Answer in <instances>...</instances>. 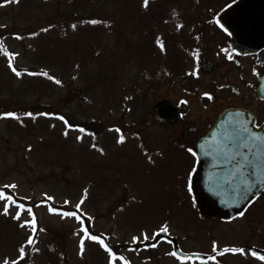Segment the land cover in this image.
Instances as JSON below:
<instances>
[{
	"label": "rangeland",
	"instance_id": "obj_1",
	"mask_svg": "<svg viewBox=\"0 0 264 264\" xmlns=\"http://www.w3.org/2000/svg\"><path fill=\"white\" fill-rule=\"evenodd\" d=\"M207 1L180 0L181 12L188 15L180 28L175 21L158 26L162 15L157 8L132 15L127 11L131 0H18L0 5V42L19 53L15 66L37 73L47 70L62 81L56 84L28 73L17 77L0 53V112L20 114V120L0 118V187L14 181L17 188L5 190L30 205L37 221L36 243L25 245V264H61L62 257L68 264H107V252L87 238L79 254L80 221L48 211L49 206L74 210L84 189L87 196L81 207L93 217L84 221L89 231L102 235L130 264H264L248 251L251 246L264 249V193L232 220L208 209L194 187L191 196L185 187L193 159L188 168L182 153L171 150L168 138L176 135V128L150 116L159 99L184 96L174 81L194 67V53L216 43L213 17L222 21L232 1ZM210 9H216L214 15L207 14ZM81 14L108 17L110 23L91 24L88 17L78 19ZM74 16L77 23H67ZM149 24L161 29L164 50L144 41L139 54L128 60V49L147 37ZM176 31L177 38L169 37ZM33 32L35 36L29 35ZM28 111L58 113L72 124L86 123L95 138L73 129L65 137V125L57 116L22 115ZM121 133L126 140L118 144ZM77 135L83 140H76ZM91 144L104 148V153ZM45 193L53 197L50 204ZM65 199L70 204H64ZM2 208L0 201V261L15 259L30 231L12 218L15 205H9L8 214ZM21 219H31L26 209ZM165 221L168 234L153 235ZM145 230L150 238L141 236L133 243L131 237ZM175 246L215 255L216 260L180 261L171 254ZM225 246L243 247L245 252H222ZM116 264L123 261L117 259Z\"/></svg>",
	"mask_w": 264,
	"mask_h": 264
},
{
	"label": "flooded vegetation",
	"instance_id": "obj_2",
	"mask_svg": "<svg viewBox=\"0 0 264 264\" xmlns=\"http://www.w3.org/2000/svg\"><path fill=\"white\" fill-rule=\"evenodd\" d=\"M223 13L221 23L232 35L215 26L216 43L194 53V67L174 81L184 96L170 99L181 114L171 123L176 128L173 145L188 160L186 149L196 144L225 109L244 108L253 113L256 124L264 121V0H235ZM229 45L237 49L231 60L221 51ZM221 164H228L227 159L222 158ZM200 165L195 159V186Z\"/></svg>",
	"mask_w": 264,
	"mask_h": 264
},
{
	"label": "snow or ice",
	"instance_id": "obj_3",
	"mask_svg": "<svg viewBox=\"0 0 264 264\" xmlns=\"http://www.w3.org/2000/svg\"><path fill=\"white\" fill-rule=\"evenodd\" d=\"M12 2H18V0H0V5H6ZM148 2L149 0H143L144 7L148 6ZM225 7H228V5H225ZM172 15L176 16L177 13L173 11ZM213 21L216 25L219 26L220 29L223 30L224 33H227L229 36L232 35V33L229 31V28L226 27L224 23H221L220 19H217L214 16ZM88 22L91 24H97V23L109 24L110 23V21H107V20L99 21L96 19H92ZM176 26L177 28H180L182 25L180 23H177ZM49 27H51V25H49ZM71 27L75 29L76 24H72ZM44 31H47V29H44ZM13 35L16 36L17 38H20L19 33H13ZM29 35L35 36L36 33L35 32L29 33ZM156 43L157 45H159V47L163 51L164 43L159 36L156 38ZM229 48L231 49V51H229ZM229 48H222L221 51H223L226 54L227 58L231 60L233 59L232 54L237 53V49L235 47H232L231 45H229ZM0 53H3L7 57L8 66L10 67L11 71L17 77H20L24 73H28L29 75H40V76L47 77L49 80L55 82L56 84L62 83V81L59 78H57L55 75H51L47 70L37 73V72H30L27 68L18 69L14 64V59L15 57L19 55V53L14 52V51H9L8 48L4 46L3 42H0ZM77 67L79 66L77 65ZM253 71L255 72L256 70L253 69ZM192 74L195 75L197 73L193 71ZM203 95L211 98L210 93L205 92L203 93ZM186 102L187 101H185V103ZM22 115L26 117H32L33 119H35L38 116H45V117L57 116L58 119L63 121L65 125L63 129V135L65 137L69 135V129L78 130L79 133L87 132L93 138H95V135H96L94 132L89 131L82 125L70 123L66 119L65 116L58 114V113H52V112L33 113L31 111H28V112H24ZM236 115L238 117L239 113H237ZM0 118H14L16 120H20V114H18L15 111H3V112H0ZM20 122L23 123L22 120ZM51 126L54 127V125H51ZM229 126L231 127V131H228L227 129H225L224 131L225 139L224 141L220 142L221 144H224L225 146L219 147V152L227 159L228 163L233 165L229 179H234L237 176L240 177V184L243 186V192L241 193V195H244V193L252 191V188L255 187V184L253 181L255 179H258V177L256 176H253L251 179H249L244 176V173H246L249 170V168H255L258 170L264 169V135H261L257 132L252 131L251 128L242 124L238 119L231 120L229 122ZM116 131L120 132V129L117 128ZM133 135H138V134L134 133ZM76 140L78 141L83 140V136L77 135ZM125 140H126V137L121 133L117 137L116 143L122 144L125 142ZM213 142H216L215 133H213ZM207 145H208V141L204 140L200 142L198 147L200 149H205ZM90 147L97 149L101 154H103L105 151L104 148L100 147L97 144H91ZM196 147L197 146L194 145L186 149V151L193 158L194 162H195V159L198 158L197 152L195 150ZM31 148H32V145L29 144L28 149L30 150ZM254 148L257 149L256 155L262 157L260 161L250 159V155L252 154V151ZM146 152H147V149H145V153ZM148 159L150 162L152 161V158L150 156L148 157ZM194 171H195L194 167L188 170L187 183L185 185V187L187 188V192L189 193L190 196H191L192 189H193L192 172ZM262 175H264V172H262ZM15 188H17V184L14 181L3 187H0V201H3L2 211L5 214H8L9 205L10 204L15 205L16 211H15V215L12 218L14 220L19 221L18 226L20 228H24L25 226H27V228L30 231H29V234L25 237L24 241L18 246V249H17L18 255L16 256V258L9 259L8 257H4L3 260L0 261V264H18V261L22 260L25 257V254H26L25 245H32L36 243L34 239V235L37 231V227H36L37 221H36L35 213L32 212L31 206H26L25 204L19 203L12 194H9V192L5 190V189H15ZM44 195L47 197L48 201L53 199V197L47 195V193H45ZM258 195H259L258 192L254 193L252 198L254 199ZM86 196H87V189H84V195H82L80 199L76 202V204L74 205V210H62L56 207L49 206L48 211L50 213H60L62 215V218L74 217L77 221H80V228L82 230V235L77 234L79 235L78 248H79L80 255H83L84 247H85V239L87 238L88 240L98 243L107 252L108 254L107 264H116L117 259H119V261H123V264H130V262L125 256L123 255H120L119 257L117 256V252L114 251L113 248L110 247L109 244L105 242V239L103 238L102 235L92 234L89 231V228L85 224L84 221H85V218H87L88 220H91L93 219V217H91L89 213L83 211L81 207ZM28 199H30V197H28ZM191 199L193 200V203H195V197H191ZM245 199H248V198L245 196ZM248 202L251 203V200H249ZM63 203L70 204V201L65 199ZM122 207L123 205H121V208ZM25 209L27 210L28 214L31 216V219H21V212ZM237 215L243 216L244 213L238 212ZM168 231H169V225H168V222L165 221L160 227H158L157 229L153 231V235H158L161 232L167 233ZM141 236L143 237L144 240H147L150 238L149 233L145 230L139 236L137 235L132 236L131 237L132 242L135 243L136 241L140 240ZM212 250L214 253L218 251L216 241L212 242ZM33 251H38V249L34 248ZM222 252H232V253L243 254L245 252V249L243 247H237V246H231V247L225 246L222 249ZM249 252L251 256L257 258L260 261H264V255H261L258 251L249 249ZM171 254L173 256H176L177 259L180 261H185L187 259L192 258V257H187L183 254L176 253L175 251H173ZM208 259L216 260V256L215 255L209 256Z\"/></svg>",
	"mask_w": 264,
	"mask_h": 264
},
{
	"label": "water",
	"instance_id": "obj_4",
	"mask_svg": "<svg viewBox=\"0 0 264 264\" xmlns=\"http://www.w3.org/2000/svg\"><path fill=\"white\" fill-rule=\"evenodd\" d=\"M172 106L166 100H162L156 103L153 107V115L155 118L166 121L170 120L169 117H174V112ZM237 113L239 116L237 117ZM238 119L242 124L252 129V131L264 135V122L256 126L253 116L242 109H228L225 110L217 119L211 130L207 132L197 143V154L203 161V165L199 170V181L197 187L202 195L208 200V205L220 212H222L227 218H233L237 215V212L247 203V201L262 189L264 185V169L249 168V170L244 173V176L251 179L253 176L258 177L253 182L255 187L252 188L251 192L244 193L243 186L240 184V177L237 176L234 179H229L231 174V169L233 165L228 163L226 165H221V159L224 156L219 152V147L225 146L220 142L224 141V131L227 129L231 131L229 122L231 120ZM213 133L216 134V142H213ZM207 140L208 145L205 149H200L198 145L201 141ZM247 151V150H245ZM257 149H253L250 159L260 161L262 157L256 155ZM245 196L248 199H245ZM161 234H166L161 232ZM250 249L258 251L261 255H264V250L251 247ZM176 253L183 254L187 257L198 258L205 260L207 255L200 253H185L179 248L174 250Z\"/></svg>",
	"mask_w": 264,
	"mask_h": 264
},
{
	"label": "trees",
	"instance_id": "obj_5",
	"mask_svg": "<svg viewBox=\"0 0 264 264\" xmlns=\"http://www.w3.org/2000/svg\"><path fill=\"white\" fill-rule=\"evenodd\" d=\"M152 1V6H150L151 5V3L150 2H148V6L147 7H144V5H143V0L141 1V0H131V3L127 6V11L129 12V13H131L132 15L133 14H136V15H140L142 12L143 13H145V12H147L149 9H152V8H157V9H159L160 10V12H158V14H161L162 15V20H160L157 24H158V26H160V27H163L164 25L166 26V25H168V23H173L174 21L176 22V23H182V24H184V23H187L186 21H185V19L187 18V14L186 13H182L181 12V7H180V0H172L173 1V4H172V2H171V4L170 5H168L166 2H162V3H160V0H151ZM210 2L211 1H216V0H209ZM209 1H207V2H209ZM229 1H231V0H229ZM220 3V2H219ZM211 4V3H210ZM171 6H173L172 8H171ZM171 8V9H170ZM218 9H221V8H219V7H217ZM173 11H175L176 13H177V15L176 16H173L172 15V13H173ZM214 11V12H213ZM207 12V14H210V15H214L215 14V12H216V9H214V10H212V9H210V10H207L206 11ZM73 14H75V13H71L70 14V16L72 17L73 16ZM163 14H164V16H163ZM135 15V16H136ZM82 17H88L87 19H88V21H90V20H92V19H96V20H99V21H105V20H107L108 19V17H104V16H99V15H96V16H90L89 17V15L88 14H86V15H82L81 14V17H79L78 19H80L81 20V18ZM148 17V16H147ZM76 18V16H74V18H72V20H70V21H67V23H77V22H75V20H73V19H75ZM56 20V23H60L59 22V20L58 19H55ZM83 20V19H82ZM108 21V20H107ZM195 23H198V22H196V21H194ZM63 23H65V21L63 22ZM149 27H148V29H145V33L144 34H146V38H141V40H139V41H135L133 44H131V46H130V48L128 49V50H130L129 51V59L128 60H130V59H132V57L135 55H137L136 54V52L139 54V51H140V49L143 47V44H144V41L147 43V42H149V43H156V38L159 36L160 38H161V40L163 41L165 38H164V36H163V34H161L160 33V28L158 27V26H156V24H153V25H148ZM175 34H172V35H169V37H171V36H178L177 35V33H178V31H176V32H174ZM168 37V36H167ZM177 38V37H176ZM179 38H181V36L179 37ZM138 44V49L135 47L136 45ZM155 46V45H154ZM134 58V57H133ZM140 61V60H139ZM141 62V61H140ZM79 124V123H78ZM79 125H82L83 127H85V125H86V123H81V124H79ZM10 194H12L13 196H14V198L18 201V202H20V199H18L12 192H10ZM46 202L47 203H51L50 201H48L47 199H46ZM52 207H56V208H59L58 206H52ZM27 258V255H25V257L22 259V260H20V261H18V262H22V264H25V259ZM63 258L64 257H62L61 258V264H68L67 263V261H63Z\"/></svg>",
	"mask_w": 264,
	"mask_h": 264
}]
</instances>
